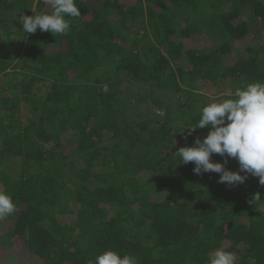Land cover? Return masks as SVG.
I'll use <instances>...</instances> for the list:
<instances>
[{
    "label": "trees",
    "instance_id": "obj_1",
    "mask_svg": "<svg viewBox=\"0 0 264 264\" xmlns=\"http://www.w3.org/2000/svg\"><path fill=\"white\" fill-rule=\"evenodd\" d=\"M75 3L81 16L55 37L17 22L50 13L43 0H0V190L16 204L0 220L5 256L87 264L114 250L137 264H206L223 248L264 264L259 178L219 183L175 155L207 136L187 129L204 106L264 83V0Z\"/></svg>",
    "mask_w": 264,
    "mask_h": 264
},
{
    "label": "clouds",
    "instance_id": "obj_2",
    "mask_svg": "<svg viewBox=\"0 0 264 264\" xmlns=\"http://www.w3.org/2000/svg\"><path fill=\"white\" fill-rule=\"evenodd\" d=\"M43 3L50 6V13H37L33 7L34 16L20 15L18 19L15 18L22 24V32L34 34L39 29L55 37L66 36L70 23L65 17L81 16L75 0H43ZM233 97L221 102L214 100L204 106L198 122L187 129L191 134L198 128L208 127L207 136L197 138L190 147L179 148L175 155L181 158L183 164L194 163L193 172L197 175L208 172L220 174L219 183L238 186L250 174L258 177L259 184L264 186V83L251 82L237 87ZM213 154L226 157L224 163L212 162L210 158ZM227 158L237 160L239 171L226 170ZM242 172L245 174L241 175ZM260 200L261 194L256 193L250 203ZM15 211L16 204L11 195L0 190V220ZM8 264H15L14 258H9ZM87 264H137V259L106 250ZM206 264H236V257L223 248H217L208 256Z\"/></svg>",
    "mask_w": 264,
    "mask_h": 264
},
{
    "label": "rangeland",
    "instance_id": "obj_3",
    "mask_svg": "<svg viewBox=\"0 0 264 264\" xmlns=\"http://www.w3.org/2000/svg\"><path fill=\"white\" fill-rule=\"evenodd\" d=\"M99 6L98 5H94L93 7H92V11L93 12H97V11H99ZM220 161H223L222 160V158L220 159ZM0 251H1V253H0V260H2L3 259V261H0V262H3V264H8V260H9V258H14V260L17 262V258H18V256H17V254H14V252L12 253V254H8L7 256H5V251H3V250H1L0 249ZM26 263V262H25Z\"/></svg>",
    "mask_w": 264,
    "mask_h": 264
}]
</instances>
